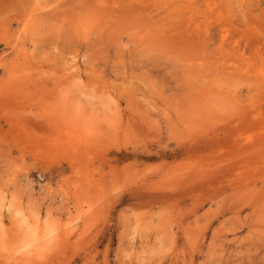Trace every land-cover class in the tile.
Returning a JSON list of instances; mask_svg holds the SVG:
<instances>
[{
  "label": "rangeland",
  "instance_id": "1",
  "mask_svg": "<svg viewBox=\"0 0 264 264\" xmlns=\"http://www.w3.org/2000/svg\"><path fill=\"white\" fill-rule=\"evenodd\" d=\"M0 264H264V0H0Z\"/></svg>",
  "mask_w": 264,
  "mask_h": 264
}]
</instances>
